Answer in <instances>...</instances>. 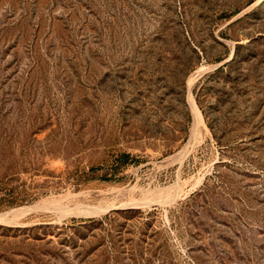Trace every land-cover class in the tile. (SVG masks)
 I'll list each match as a JSON object with an SVG mask.
<instances>
[{
	"label": "rangeland",
	"instance_id": "obj_1",
	"mask_svg": "<svg viewBox=\"0 0 264 264\" xmlns=\"http://www.w3.org/2000/svg\"><path fill=\"white\" fill-rule=\"evenodd\" d=\"M24 206L0 264H264V0H0Z\"/></svg>",
	"mask_w": 264,
	"mask_h": 264
},
{
	"label": "bare ground",
	"instance_id": "obj_2",
	"mask_svg": "<svg viewBox=\"0 0 264 264\" xmlns=\"http://www.w3.org/2000/svg\"><path fill=\"white\" fill-rule=\"evenodd\" d=\"M192 81V80H191ZM29 208H31V206H24V207H21V208H16V209H13L11 211H8V212H4V213H0V220H4L5 218H8L7 216H9L10 214L14 213V212H17V211H27L29 210ZM33 208V206H32ZM7 220V219H6ZM5 221V220H4Z\"/></svg>",
	"mask_w": 264,
	"mask_h": 264
},
{
	"label": "trees",
	"instance_id": "obj_3",
	"mask_svg": "<svg viewBox=\"0 0 264 264\" xmlns=\"http://www.w3.org/2000/svg\"><path fill=\"white\" fill-rule=\"evenodd\" d=\"M129 159H130V154H127V153L120 154L119 157H118V160L122 164L127 163L129 161Z\"/></svg>",
	"mask_w": 264,
	"mask_h": 264
}]
</instances>
